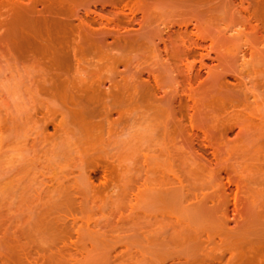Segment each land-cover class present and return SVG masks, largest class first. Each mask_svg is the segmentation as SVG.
Instances as JSON below:
<instances>
[{"label": "rangeland", "instance_id": "obj_1", "mask_svg": "<svg viewBox=\"0 0 264 264\" xmlns=\"http://www.w3.org/2000/svg\"><path fill=\"white\" fill-rule=\"evenodd\" d=\"M118 1L0 0V264H264L258 117L238 137L213 101L229 137L211 165L195 158L168 104L118 68L135 48L79 28L114 29ZM250 1L264 29V0ZM227 169L238 205L216 195Z\"/></svg>", "mask_w": 264, "mask_h": 264}, {"label": "bare ground", "instance_id": "obj_2", "mask_svg": "<svg viewBox=\"0 0 264 264\" xmlns=\"http://www.w3.org/2000/svg\"><path fill=\"white\" fill-rule=\"evenodd\" d=\"M111 7L122 19L114 29L95 28L85 19L79 28L102 44L110 38L135 48L118 68L123 74L133 73L130 77L150 89L155 101L168 104L176 119L175 138L195 158L211 165L208 153L213 150L214 155L218 149L213 140L229 137V130L212 125L217 111L213 101L230 109L224 119H234L238 137L254 116L264 128V109H258L259 114L252 111V106L259 108L264 93V29L250 0H119ZM76 15L82 17L80 11ZM4 53L1 48L0 74ZM101 85L107 88L108 83ZM214 177L220 181L216 195L221 202L229 197L236 205L244 201L238 198L242 187L233 185L236 178L230 170ZM223 211L231 216L229 206ZM208 255L203 264H232V257ZM248 259L237 264H257Z\"/></svg>", "mask_w": 264, "mask_h": 264}]
</instances>
